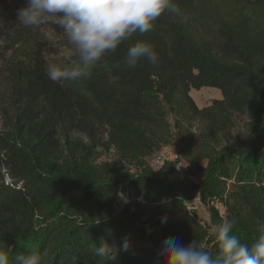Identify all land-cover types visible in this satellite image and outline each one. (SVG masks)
Instances as JSON below:
<instances>
[{
	"label": "trees",
	"instance_id": "obj_1",
	"mask_svg": "<svg viewBox=\"0 0 264 264\" xmlns=\"http://www.w3.org/2000/svg\"><path fill=\"white\" fill-rule=\"evenodd\" d=\"M175 2L178 14L165 12L150 32L122 42L90 78L75 82L46 74L54 52L42 30L57 24L17 23L4 35L0 60L14 117L0 131V247L12 257L34 249L42 264H167L161 249L169 237L196 241L215 256L212 233L225 220L241 243L264 235V146L199 148L206 165L191 174L198 183L147 163L174 141V127L190 148L196 123L217 142L241 105L264 112V0ZM5 7L0 0L2 21ZM137 40L151 43L155 64L125 65ZM205 87L223 97L199 108L191 91ZM104 145L118 161H101ZM195 191L223 207H210L211 225L188 214Z\"/></svg>",
	"mask_w": 264,
	"mask_h": 264
},
{
	"label": "clouds",
	"instance_id": "obj_2",
	"mask_svg": "<svg viewBox=\"0 0 264 264\" xmlns=\"http://www.w3.org/2000/svg\"><path fill=\"white\" fill-rule=\"evenodd\" d=\"M165 12L178 14L175 0H27V5L17 10V22L31 28L55 23L63 30L76 60L49 64L46 74L53 82H75L90 78L92 70L122 42L150 32ZM141 59L149 64L158 60L154 47L146 40H137L128 47L124 63L134 68ZM232 228L233 222L225 220L212 233L219 249L215 256L196 241L185 246L175 237L162 242L161 253L166 254L167 264H264V235L249 246L232 234ZM11 252V248L0 247V264H42V255L34 249L14 257ZM104 253L101 242L96 255Z\"/></svg>",
	"mask_w": 264,
	"mask_h": 264
},
{
	"label": "rangeland",
	"instance_id": "obj_3",
	"mask_svg": "<svg viewBox=\"0 0 264 264\" xmlns=\"http://www.w3.org/2000/svg\"><path fill=\"white\" fill-rule=\"evenodd\" d=\"M6 2L7 7L4 9V21L0 20V43L4 35L16 29L17 17L11 15L13 9L18 10L27 5V0H1ZM3 4V3H1ZM14 10V11H15ZM53 29L46 28L42 30L43 41H47L54 52L48 55V63L70 64L73 63V52H71L68 38L61 28ZM4 64L0 60V131L4 129L5 117L7 115L12 119L14 117L12 112V104L10 94V85L5 80ZM191 96L199 108L208 107L215 99L223 97L222 92L217 88L205 87L201 90H192ZM243 110V111H242ZM169 121L173 125V118L167 107ZM231 121L234 127L221 134L217 142H213L209 138V133L206 129H201L200 124L196 123L192 128V137L194 141L190 148L186 147L188 142L184 141L182 137L177 134L174 127L173 133L175 136L171 144L162 145L160 149L156 150L151 157L147 159V163L151 166L153 171H159L162 168L169 167L175 172L174 177H178L184 182L189 180L193 183L201 181L200 175L191 176L192 172H199V168L206 165V161H199V148H221L226 144L234 146L236 149L252 148L264 146V112H256L248 106L241 105L240 108L231 116ZM102 162L118 161L120 156L116 149L104 145L101 149ZM8 177H6L7 179ZM0 180V184H1ZM188 214L200 224L206 223L211 225L210 207L218 209L223 212L222 205L215 197H202L199 191L193 192L186 201Z\"/></svg>",
	"mask_w": 264,
	"mask_h": 264
}]
</instances>
